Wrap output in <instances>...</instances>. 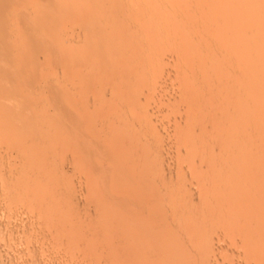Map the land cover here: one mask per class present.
Here are the masks:
<instances>
[{"label": "rangeland", "instance_id": "1", "mask_svg": "<svg viewBox=\"0 0 264 264\" xmlns=\"http://www.w3.org/2000/svg\"><path fill=\"white\" fill-rule=\"evenodd\" d=\"M2 12L4 13L1 14ZM0 14V18H3L0 20V64L4 60L3 62L7 63L8 66L12 65L11 68H8V66H5V64L2 63L0 68L3 71L1 66L4 65V67H7L5 69L6 71H8V69H13L17 72L19 71V73L22 71L20 74L18 73L19 76L15 75L18 76L17 80V77L13 75L14 71L11 73L13 77H10L11 79L7 77V75H11H9L11 71H8V74L3 73L5 71L2 72L3 75L6 74V77L2 74L0 76V138L5 139L4 136H6V134H12V140L11 138L8 139V137H6L7 141L6 139H3L4 141L2 140L4 144L0 139V168L2 169L1 166L4 164L1 162V159L5 161L4 158L8 156L6 154L7 151L9 153L8 149H10V146L15 145L17 147V144L25 145V143L28 142L29 144L27 143L25 146L29 149L33 148V151H38L34 152V154L38 153V156H35L37 157V160L39 158V161H41L39 164L42 165L39 166L38 163H34V168L32 170V174L30 175L32 177L28 176L29 178L27 179L26 176L23 177V179L26 178V180L29 181L28 183H30L27 184L29 186L28 188L32 187L31 189H33L32 194L30 193L29 195L30 198L31 196L35 199L41 198L42 196V198H44L41 203L35 202L28 209V213L30 215L28 218L20 220H16L11 217V215L15 212L14 210L20 207H17V204H15L16 208L14 209L12 203V205L10 204L7 207L6 205L1 204L2 202L0 198V264H128V251L125 250L126 247L128 250V223L130 221L127 206L128 197L125 198L126 195L128 196V193L126 195L124 194V196L122 195V199L121 197H116L118 199L115 198L120 202V206L122 205V201L124 203L125 200H127V202H125L126 205L123 204L124 207L122 205V209H119L120 206L119 204L117 205L119 202L116 203V200L114 199V201L110 199L107 201L103 200L109 196L105 198L99 190L96 188L93 189L94 186L90 185L92 182L88 184L89 181H91L88 177L82 176L79 165L80 157H78L80 156L78 153L79 151L77 149V151L75 150L73 144L69 147L67 143L71 144V142L69 140L67 141V135L64 134L66 133V129L62 126L65 121L63 119L65 116L63 113L65 109H62L65 107V101L67 103L71 100L70 102H73L72 104L74 106L75 103L78 106V102L90 94L88 88V90H82L80 87L78 88L79 82L77 79L79 78V74L74 76L69 75L68 79H71L72 77L71 80L66 79L67 75H65V72H69L74 69V66L77 65L76 62H80L79 58L81 53L79 52H81L83 46L81 45L82 42L80 43V41L76 39L79 37V35L76 36V34H79L80 31L82 32V27L84 28L83 30H88L90 33H93L94 29H100V33H102V35L99 36V40L102 42V45L99 48H115L118 51L117 55H119L120 59L125 60L131 56L130 58L133 59V62L135 64H139V68L144 67L147 69L146 72H143L144 74L142 73L143 75L141 78L142 81L144 79H148V82L151 84L148 83L146 89L141 87V89H139L138 87L139 103L140 105H144L142 115L145 116L143 120L145 122H143L142 125L145 129H152L153 131H151L156 135L154 136L156 138L155 140H159L158 147L160 148H157L155 155H152L151 159L154 160L155 163L158 162V164H161L160 166L158 164L156 165L158 168L161 167L160 170L162 173L165 172L167 174L177 176V174L181 175L180 172H187V169L185 170V167L187 168L186 157L183 150H181L183 148L181 146L177 148V140L181 139L184 141L185 135L181 133V135L183 134L182 136L179 134V137L176 136L175 138V128L182 123L181 117L184 118L181 113L182 102H184L187 98H193L195 96L192 101L195 103V101L201 100L203 97V94L200 93L191 97V92L194 87L197 86L195 88V91H197L198 87H201V85L198 84H201V82L204 84V81H206L205 78L207 79V76L203 75L205 77L204 78L203 76H200V74L202 75V72L204 73V70L208 67L209 68L206 69L207 73L209 71L212 73L213 66H215L213 70L215 72L218 71L219 74L223 72L225 77L223 78V73L220 75L218 74L217 77L214 75L217 73H212L211 75L209 72L208 74H210V77H208V82L210 80V83L215 84L212 81L214 80L215 82L217 81V84L219 83L218 85H220L224 80H226V78H231V75L233 74L232 77H236L238 79H235L233 84L240 82V87L244 84L245 85L244 87L242 86L241 88H237V91L235 87L228 90L230 92L227 94L231 98H226L227 103L222 110V112L224 111L222 114L227 111L225 113L226 115L224 114L225 117L223 116L222 120H219L217 119L218 117H216V120L218 121L214 120L215 118H211L212 122H218L220 124L224 123L227 124V126L232 127H228L230 130L227 128L228 132L226 129V137L236 136L240 132L241 134L238 136H247L249 131H253V133L255 132L258 138L257 148L253 147L254 152L250 151L249 148H245L246 153L244 151L245 154L242 155L245 156V158L249 156L245 159V162H258L259 172L264 175V0H0ZM101 15H103V17H101ZM25 16L27 17V20ZM35 17H37V19ZM27 21H30L33 24L30 22L28 24ZM97 22L100 25H96ZM214 24L217 27L215 29L213 28L215 27ZM28 26H31V29H29ZM209 26H211V28ZM91 28H94L93 31ZM204 30H211L210 32L212 34L210 33L209 35V32L207 31L203 32L204 36L207 35L208 38L206 37L205 43L203 41V49L199 53H197V51V57L195 56L194 58L191 56L194 53L193 49H190L193 46L188 44V39L193 40V38L201 36L202 31ZM129 37L131 41L136 40L142 45H140V47H130L131 41L128 40ZM70 38L73 40V43L71 42L72 40L68 41ZM94 39L96 38L92 37L90 41L91 45H87L89 47L87 48L86 46L84 49L86 52H92L90 50H94ZM96 40L98 41V39ZM44 43L45 46H43ZM208 44H213L212 46H214V48L212 49L217 51L216 52L214 50L217 55L212 51L208 52V50H212L211 48L206 49ZM217 45L218 48H216ZM1 47L5 51L2 50ZM69 48L71 52L73 51V61L74 56L77 55V53L79 55H77L78 57L76 56L75 62H73L72 66L71 63H69V60L67 61V57H69V55L66 52H68ZM222 50L224 51L222 52ZM34 51L36 53H33ZM226 52L229 55V60H227L228 55ZM130 53L131 55H129ZM220 53L226 55V57L222 56ZM9 54H11V56ZM22 54H25L26 58ZM133 54H135L134 57L136 59L133 57ZM202 54H204V57L206 58L208 56L209 58L214 59V61L209 59L212 62L210 63L208 59H203L204 57ZM207 54H211V57ZM12 56H15V58L13 57L14 60L17 59V64L14 63V60L11 61L12 64L8 63V61L13 59ZM22 56L23 58H21ZM37 58L39 62L37 61ZM193 58L198 60L203 59L202 63L204 64L208 61L206 66L202 67L203 70L201 68L202 72H200V70L196 71L195 74L198 76H195V74L191 75V61ZM223 59L224 61L227 60L225 64L222 62ZM231 59L236 60H233V64L234 67L237 66L234 69L237 71L233 70ZM29 60L32 61L30 62ZM138 60H140V62ZM204 60L206 61L204 62ZM218 61L220 66H225H222V69L226 68V66H228V69L223 71L218 69ZM228 61H231V64L228 63L230 65L227 64ZM19 63L20 65H18ZM22 63L24 64L23 66ZM235 63L237 64L236 66ZM14 64L20 67L15 66V68H13ZM135 64L134 68L131 67L132 71L133 69L138 68ZM67 66H71L69 69L72 70L67 71ZM229 67L231 70H229ZM127 69L122 71L123 78L121 81H128V76L131 75V70L129 71ZM232 70L233 72L231 73L230 71ZM157 71H159V75L157 74ZM224 71H229L228 74L230 73V76H228L227 72L225 74ZM236 72L238 74H236ZM207 73L205 71L206 75ZM118 74L121 75L120 72ZM118 74L114 73L109 76L113 79H117V76L119 78ZM235 74L237 76H234ZM27 76L29 78L31 77L30 80H28ZM193 76H195V78ZM212 76L214 77L212 78ZM220 76H222V78ZM238 76L240 77L238 78ZM199 77H201L200 80ZM219 77L221 80H219ZM12 79L15 80L12 81L13 84L9 81ZM243 81H247L248 83ZM8 84L12 85L10 86ZM7 87H9V89ZM16 87H18L16 89L17 93L15 91ZM155 87L159 91L160 95ZM127 89L120 91L115 90L118 92L116 95L114 91L116 96L115 99L117 100L118 97L120 99H124L125 96H123L124 93L122 92H125V95L126 93L128 94ZM150 89L152 91H150ZM234 89L235 91L232 92ZM7 90H10L11 94ZM240 90L243 91V93ZM154 93L156 95L158 93V99ZM189 94L190 97L188 96ZM200 95L202 96L200 97ZM237 95L240 96L237 97ZM150 96L155 97L152 98ZM147 99L151 100L149 102L147 101L148 104L145 102ZM237 99L240 100L236 102ZM75 100L78 101L75 102ZM233 101L236 102L235 105V102ZM240 101L241 103H239ZM232 105H234V108ZM211 108L216 109L215 106ZM211 108L210 110H212ZM236 108H240L241 111H238L239 109ZM233 111H235V113ZM236 112H240L237 113L239 116H236ZM231 113H234V118L233 116L231 117ZM227 117L230 119L228 120ZM145 125L148 127L146 128ZM233 126H236V128L234 129ZM232 129L236 130L237 134ZM237 129L239 130L237 131ZM227 133H233V135H229ZM13 136L17 137L18 140L13 138ZM169 136L171 137L168 140ZM187 139L188 137H186V140ZM160 140L164 141L161 142ZM172 141L173 143L176 142L177 146L175 144L173 145ZM168 142H171L172 144H168ZM160 145H162V147ZM254 145L255 143L252 146ZM40 149L43 150L41 151ZM158 149L160 151H158ZM116 158L120 159L122 157L119 155ZM130 158H134V154H130ZM127 159L128 157L126 160ZM228 159L230 160V164L239 162L236 157ZM75 165H77V167ZM6 168L7 167H5L4 170H6ZM38 168L42 170H38ZM1 169L0 173L4 171H1ZM3 174H0V176ZM43 175H45V177ZM187 176V173H184V175H181V177L184 178L181 179H185ZM45 178H47V180H45ZM126 179L125 181L127 184L125 182L124 183L125 187L128 188V183L131 184V181L133 182L134 176L130 175L129 178L127 176ZM44 181H47V183ZM108 183L110 184L111 180L108 179V181L105 182V184ZM90 187L92 189H89ZM189 187L190 186L182 188H184L185 191L189 189ZM113 190H115L114 192H117L116 190L118 189L115 188ZM98 192L101 196L96 194ZM179 193L177 194L179 195ZM180 194H183V191ZM97 198L98 200H95ZM195 198H198L197 195ZM109 201H113L112 203L115 202L114 205L116 204L117 207L111 206L112 203L110 204ZM103 202L104 204L107 203L109 206L106 204V206L104 205L105 207L98 205L100 203L103 204ZM36 204H39L41 207ZM44 207H46V209H44ZM109 207L110 210H108ZM103 208H105V210L107 209V212L105 210L104 212L102 210ZM99 209L101 213H99ZM183 211L181 214L189 212L184 209ZM204 211L206 214L207 212H210L209 210ZM31 212L32 215L30 214ZM103 212L105 213V216H103ZM199 212L200 211L197 210L198 215L202 216L203 214ZM205 212L203 213L205 214ZM100 214L102 216H99ZM198 215L196 216L198 217L196 218L198 220H195L197 223L194 222V225L196 226L197 224L199 229L202 227L201 229H203V231L205 230L207 232H211L210 235L213 234L212 232L221 231L220 229L217 231L216 227L215 231L212 228V231L211 229L208 231V229H206L209 227L207 222H203L201 218L200 220L203 224L200 223L199 225ZM96 216H99V218ZM205 223L207 225H205ZM182 230L183 229L180 231ZM7 232L14 233V236H9ZM213 244L217 245L218 243L214 241ZM111 245L114 246V248L112 247V250L114 249L113 251L110 249ZM105 247H107L108 253H106L107 251ZM108 248L111 250V254L109 253L110 250H108ZM117 248H122V250L120 249L119 252V249ZM100 251H103L104 254ZM114 251L115 253L113 254L112 252ZM123 252H125V255ZM116 253L119 255L117 256ZM105 254L110 255L107 257ZM221 254L223 256L220 255V258H218V264H225L224 262H227L226 257L228 255L227 253L225 254V251L221 252ZM116 257L118 258L116 259ZM223 257L224 260L222 261Z\"/></svg>", "mask_w": 264, "mask_h": 264}, {"label": "bare ground", "instance_id": "2", "mask_svg": "<svg viewBox=\"0 0 264 264\" xmlns=\"http://www.w3.org/2000/svg\"><path fill=\"white\" fill-rule=\"evenodd\" d=\"M58 3H59V1H58ZM39 11H40V8H39ZM19 12H21V11H19ZM3 13L4 12H2L1 14H3ZM1 14H0V16H1ZM5 14H7V13H5ZM182 16H184V15H182ZM71 17H72V15H71ZM94 17H96V16H94ZM101 17H103V15H101ZM35 18L37 19V17H35ZM104 18H105V16H104ZM1 19H3V18H0V20ZM26 20H27V17H26ZM22 21H23V19H22ZM29 22H28V24H29ZM34 22H36V21H34ZM31 24H33V23H31ZM98 24L99 23L97 22L96 25H98ZM28 27H29V29H31L30 28L31 26H28ZM207 27H206V29H207ZM209 27L211 28V26H209ZM94 28H95V26H94ZM213 28L214 29L217 28L216 25ZM83 29L84 28L82 27V29H81L82 32L80 31L79 34H76V36L79 35V37H77L76 39L79 40L80 43L82 42L81 45L83 46L81 49V52L77 51V52L81 53L80 58H79L80 62H76L77 65L74 66V69H73L74 71L72 69H69V67H71L73 65V62H75L76 56L78 55V53H77V55L74 56V61H73V56H72L73 51L71 52V50L69 48L68 52H66V53H68V55H69V57H67V61L69 60V63H71V66H69V67L67 66L68 68H66V69H67V71L68 70H72V71L65 72V75H67L66 79H68L69 75L74 76V75L79 74V78L77 79L79 82L78 88L80 87V89H82V90H85V89L88 90L89 89L88 91H90V94H89V96L87 95V97L82 98L78 102V106L76 105V103L74 106L72 104L73 102L72 103L70 102L71 100H69V101L67 100L68 101L67 103L65 101V107L62 108V109H65V111L63 112L65 114V116L63 118L65 120V121L63 120L65 126H64V124L62 126L65 127V129H66V131H65L66 133H64V134L67 135L66 136L68 138L67 141L69 140L71 142V144L67 143V141H66V143L69 145V147H70V145L72 146V144H73L75 150L77 149L79 151L78 153L80 156H78V157H80L79 165H80L82 176L88 177V179L91 180V181L88 180L89 181L88 184H90V182H92L90 185L94 186L93 189L96 188L97 190H99V192H101V194H103V196H105V198L109 196L108 198L103 199V200H106V201L109 199L110 200H113V199L116 200L120 197L122 199V195L124 196V194L126 195L128 193V196L126 195V197H125V198L128 197L127 198V200H128V204H127L128 216H130V221L128 223V250H127V247L125 249V247H124L125 245L123 246V248L126 251H128V254H127L128 255V264H218L219 263L218 258H220V255H222L221 252H224V251H225V254L227 253V255H228L227 257L224 256L227 258V262H224L225 264H264V175H262L263 173L259 172V163L258 162H253L252 160H251L252 162H249V161L245 162L246 161L245 159L248 158L249 156L245 158V156L242 155V154L246 153L245 148L246 149L249 148L250 151L254 152L253 149L255 147L257 148V146H258V142H257L258 138H257L255 132L253 133V131H249V134H247V136H238L239 134H241V132H240L236 136H228L227 135L228 137H226V135H225L226 129L228 127L230 128L231 126H227V124H224L222 122H221L222 124H220L218 122L213 123L212 119H211V118H213V119L215 118L214 120H216V117H218L217 119H219V120L223 119L224 114L227 112L226 111L224 114H222L224 112V111L222 112V110H223L224 106H226L225 104L227 103L226 98L227 97L229 99L231 98L228 95L229 94L228 92H230L228 90L229 89L231 90L232 87L233 88L235 87L236 91H237V88H241L242 86L244 87L245 84L242 85L241 87H240L241 84H239L240 82H238L237 84H233L235 79L238 80L236 77L235 78L232 77L233 74L231 75V78H229V79L226 78V80L223 81L224 83L222 82L220 85H218L219 83L217 84L216 83L217 81L215 82L214 80H212V81L216 85L212 84V83H210L211 82L210 80L208 82V79H209L208 77H210V74H208V73L209 72L211 73V71H209L207 73L206 69H208L209 67L204 70V73L202 72V70H203L202 67H205L206 63H208V61H206V60H204V62L206 61L205 64L202 63V60L206 58V57H204V54H202V56L204 57L203 59L198 60L200 56L198 57V59H194L196 56V52L198 51L197 53H199L203 49V41L205 43V40L207 37V35L204 36L203 32L207 31V32H209V35H210L211 30L210 31H208V30L202 31L203 35L201 34V36L193 38V40L188 39L189 40L188 44L193 46L190 49H193V52H194L193 55H191L192 57H194L191 61V63H192L191 64V75L195 74L196 71L200 70V72H202V75L200 74V76L205 75V76H207V79L203 76L206 81L203 80L204 84H202L203 82H201V84H198V85H201V87L199 86L200 88L198 87V90L196 89L197 91H195V88L197 86L194 87L192 85L194 87V89L192 90V92L190 91L192 93L191 97L195 94L200 93V94H203L204 98L202 97L201 100H198L196 98L198 101H195V103L192 102L193 98L195 96L193 98H187L186 97L187 99L186 100L184 99L185 101L183 100L184 102H182L181 113L184 116V118L181 117L183 119V120L181 119L182 123L179 125L180 127L178 126L177 128H175V130H176L175 135L173 133L175 138L179 134H180V136H182L183 134L185 135V138L183 136V138L185 139L184 141H182L181 139L177 140L178 146L176 145V142L173 143L174 140L172 141L173 145L175 144L177 146V148L179 146H181L183 148L181 150H183V153L186 157L187 168L185 167V170L187 169L186 170L187 172H185V171L180 172V174L184 175V173H187L188 176L185 179H181L184 177H181V175H178V174H177V176H175V175L167 174L165 172L162 173L160 170L161 167L158 168V166L156 165V164H158V162L155 163L154 160L151 159V156L155 155L157 148H160V147H158L159 140L158 141L155 140L156 138L154 136H156V135H155V133L152 132L153 131L152 129H151L152 131L149 128L145 129L142 125L143 122H145V121H143L145 116L142 115L144 105H140L139 93H138V87H139V89H141V88L146 89L148 83H150V82H148V79H144L142 81V78H141V76L144 74L143 72H146L147 69H145L144 67L139 68V64H135L133 62V59L130 58L131 56L129 57V55H131V53L128 55L129 58L124 60V59H120L119 55H117L118 51L115 48H109V49L99 48L102 45V42L99 40V36L102 35V33H100L101 32L100 29H97V30L94 29V31H93V29L91 28L93 33L92 32L90 33L88 30L85 31ZM87 29H89V28H87ZM90 34L92 35L93 38L98 39V41L96 39H94V50H90L92 52L87 51L88 52L87 53L86 50H84V49L86 48L87 45H89V46L91 45L90 41H91L92 37ZM142 34H144V33H142ZM128 36H129V34H128ZM67 37H68V35H67ZM7 39H9V38H7ZM71 40L72 39L70 38L68 41H71ZM128 40L131 41L130 37ZM211 40H212V38H211ZM71 42L73 43V40ZM208 42H210V41H208ZM7 44H9V43H7ZM213 44H215V43H213ZM213 44H208L206 49L214 48V46H212ZM130 45H131L130 47H132V46L140 47V45H142V44L135 40V41H131ZM4 46H6V45H4ZM43 46H45V43L43 44ZM89 46H87V48ZM128 46H129V44H128ZM188 47H190V46H188ZM27 48H28V46H27ZM216 48H218V45ZM1 49H2V47H1ZM31 49H33V48H31ZM2 50H4V49H2ZM13 50H15V49H13ZM78 50H80V49H78ZM214 50L215 49L208 50V52L212 51L214 54H216L214 52ZM223 51L224 50H222V52ZM48 52H49V50H48ZM33 53H36V52L34 51ZM132 53H134V52H132ZM220 54H222V53H220ZM2 55H4V54H2ZM9 55L11 56V54H9ZM22 55L25 56V58H26L25 54H22ZM207 55H210V57H211V54H207ZM227 55H228V53H227ZM15 56H12V58L13 57L15 58ZM23 56L21 58H23ZM134 56H135V54H133V57ZM137 56H139V55H137ZM222 56L226 57V55H223V54H222ZM216 57H218V56H216ZM14 58L12 60L8 61V63L12 64L11 61H13ZM206 59L209 60L212 58H209L207 56ZM16 60L17 59L14 60V63H16ZM126 60H128V61H126ZM212 60L214 61V59H212ZM227 60H229V55H228ZM227 60L224 61V59H223V61H222L223 64H225V62ZM233 60H232V64L234 63ZM3 61H2V63H4L5 66H8V64L3 62ZM29 61L31 62L32 60H29ZM37 61H38V58H37ZM55 61H56V59H55ZM67 61H66V63H67ZM138 61L140 62V60H138ZM234 61H236V60H234ZM209 62L212 63L210 60H209ZM230 62L228 61L227 64ZM136 63H137V61H136ZM16 64H14L13 68H15ZM134 64L137 65L138 68H135L132 71V68H134ZM217 64L219 65V61L217 62ZM230 64H228V65H230ZM18 65H20V63ZM23 65L24 64L22 63V66ZM236 65L237 64L235 63V66ZM222 66H224V65H222ZM222 66L219 65L217 68L221 69L222 71L225 69H228L227 68L228 66H226V68H224V69L221 68ZM1 67L3 68V71H5V72H3L0 68V70H1L0 76H1L2 72L8 74V71L9 72L11 71L9 73V75H10L14 71V73H13L14 76L15 75L19 76V74L22 72V71H20V73H19V71L17 72L16 70H13V69H11V70L8 69V71H6L5 69L7 67H4V65ZM11 67H12V65L8 66V68H11ZM18 67H20V66H18ZM127 67H128V69H127ZM214 67L215 66H213V69H214ZM236 67H234V64H233V70ZM201 68H202V70H201ZM211 68H212V66H211ZM18 69L21 70L20 68H18ZM125 69H127L129 71L131 70V72H130L131 75L128 74L129 75L128 81L127 80L121 81L123 78L122 77V71H124ZM213 69H212V73H217L214 75L218 77V74H219L218 71L215 72ZM229 70H231L230 67H229ZM233 70L230 72L232 73ZM15 71L17 72V74ZM28 71H29V69H28ZM159 71H157L158 75H159V73H158ZM205 71H206L207 75L205 74ZM234 71H237V70H234ZM116 72H118V73L120 72L121 75H119ZM226 72L228 74L229 71H226ZM226 72H225V74H226ZM114 73L118 74L119 78H118V76H117V79L111 78L110 77L111 74H114ZM212 73H211V75H212ZM222 73H220V74H222ZM229 74H228V76H230ZM236 74H238V73L236 72ZM236 74L234 76H237ZM24 75H26V74H24ZM160 75H161V73H160ZM196 75L197 74H195V76ZM3 76L6 77V74H4ZM18 76H15V77H17L16 80L18 79ZM36 76H35V79H36ZM195 76H193V77L195 78ZM240 76H238V78ZM5 77H3V78H5ZM7 77L13 78L12 74L10 76L7 75ZM31 77H32V75H31ZM213 77L214 76H212V78ZM220 77L222 78V76H220ZM224 77L225 76L223 73V78ZM30 78L28 77V80H30ZM200 78L201 77H199V80H200ZM221 78L219 80H221ZM243 78H244V76H243ZM39 79H40V77H39ZM71 79H72V77H71ZM71 79L69 78L68 80H71ZM75 80H73V81H75ZM231 80H232V82H231ZM7 81H8V79H7ZM9 81H11V83H12V81H15V80L12 79ZM75 82L78 83L77 81H75ZM243 82H247V81H243ZM12 84H8V85L11 86ZM16 84H17V82H16ZM8 85H6V86H8ZM196 85H197V82H196ZM6 86H5V88H6ZM127 87H128V89H127ZM158 87H159V85H158ZM7 88L9 89V87H7ZM17 88L18 87L15 88L16 93H17V90H16ZM159 88L161 89V87H159ZM125 89H127V91H128V94L126 93V95H125V92H122V93H124L123 96H125V98L123 97L124 99H122V98L120 99L118 97V99L116 100L115 99L116 96L114 94V91L115 90L120 91V90H125ZM11 90H13V89H11ZM156 90H157V88H156ZM150 91H152V90L150 89ZM157 91H155V92H157ZM233 91H235V89L232 90V92ZM238 91H239V89H238ZM8 92H10V90ZM148 92H149V89H148ZM241 92L243 93V91H241ZM13 93H14V91H13ZM115 93L117 95L118 92L115 91ZM150 93H152V92H150ZM158 93H159V91H158ZM158 93H157V95H158ZM10 94H11V92H10ZM113 94H114V96H113ZM237 94H239V93H237ZM110 95H112V96H110ZM157 95H156V98H157ZM159 95H160V93H159ZM159 95H158V98H159ZM188 96L190 97V94ZM201 96L202 95H200V97ZM238 96H240V95H237V97ZM8 97H9V95H8ZM150 97H152V96H150ZM153 97H155V96H153ZM237 97H235V98H237ZM13 98H15V97H13ZM239 100L237 99L236 102H238ZM77 101L75 100V102H77ZM147 101L149 102L151 100L147 99L145 102L147 103ZM231 101H229V102H231ZM241 101H242V99H241ZM241 101L239 103H241ZM233 102H235V101H233ZM236 102L234 103V105L236 104ZM66 104H67V106H66ZM147 104H145V105H147ZM234 105H232L233 108H234ZM237 105H238V103H237ZM237 105H236V107H237ZM11 106H12V104H11ZM213 106H215L216 109L211 108ZM210 108L212 110H210ZM236 109H239L238 111H241L240 108H236ZM233 112L235 113V111H233ZM234 113H231L232 114L231 117L233 116ZM237 113H240V112H236V116H239V115H237ZM227 118H228V120L230 119L229 117H227ZM233 118H234V116H233ZM228 120H227V122H228ZM216 121H218V120H216ZM136 124H137V126H136ZM228 124L230 125L229 122H228ZM232 125H233V122H232ZM236 125H238V124H236ZM147 127L148 126H146V128ZM183 127H184V130H183ZM233 128L235 129L236 126H233ZM239 128H242V127H239ZM228 129H227V132H228ZM238 130L239 129H237V131ZM233 131L236 132V130H233ZM17 132H19V131H17ZM34 132H36V131H34ZM181 133H183V134L181 135ZM9 134H6V136H4L5 139H6V137H8V139L11 138L12 134L11 135H9ZM227 134L233 135V133H227ZM236 134H237V132H236ZM3 135H5V134H3ZM174 136H173V139H174ZM170 137L171 136L168 137V140ZM186 137H188L187 140H186ZM13 138L17 139V137H14V136H13ZM0 139L2 141L4 138L3 139L0 138ZM11 140H12V138H11ZM11 140H9V141H11ZM42 140H43V138H42ZM6 141H7V139H6ZM44 141H46V140H44ZM163 141H161V142H163ZM5 143H7V142H5ZM27 143H25V145ZM170 143L171 142H168V144H170ZM254 143H255V145L252 146ZM3 144H4V142H3ZM25 145L24 144L23 145L17 144V147L15 145L10 146V149H8L9 153L7 151V154H6L8 156L4 158L5 161L3 159H1V162L4 163L5 167H7V168H6V170H4L5 169L4 164L1 163L2 169L1 168L0 169H1V171L2 170H4V171L0 174H3V173L4 174L2 176H0V198H1V202H2V203L1 202L0 203L6 205L7 207H8V205H10L12 203L14 206V209L16 208L15 204H17V207H20V208H17L16 210H14L15 211V212L13 211L14 214L11 215V217L15 218L16 220L28 218L30 216L28 213V209L33 205V203H35V202L41 203L44 200V198H42L43 196L42 197L40 196L41 198H37V199H35L33 196H31V198H30V196H29L30 193L32 194L33 189H31L32 187L28 188L29 186L27 184H30V183H28L29 181H27L26 178L28 179L29 178L28 176H30L32 174V170L34 168V163H38L39 166L42 164H39V162L41 163V161H39V158L37 160V157L35 156L38 153L34 154V152H38V151H33V148L29 149ZM160 146L162 147V145H160ZM34 147H36V146H34ZM180 148H179V150H180ZM34 149H36V148H34ZM158 151H160V150L158 149ZM161 151H162V148H161ZM244 151H245V153H244ZM252 152H250V153H252ZM130 154H134V158H130ZM119 155L122 158L117 159L116 157ZM40 156H41V154H40ZM127 157H128V159L126 160ZM226 157H227V159H226ZM235 157L237 158V160H239V162L235 163V164H230V160L228 158L232 159ZM2 158H3V155H2ZM250 159H251V157H250ZM35 161H37V162H35ZM43 163H45V162H43ZM7 164L9 165V167ZM77 165H75V166L77 167ZM79 165H78V167H79ZM158 165L160 166L161 164H158ZM75 166H74V168H75ZM260 166H261V164H260ZM43 167H45V166H43ZM40 168H42V167H40ZM38 170H42V169L38 168ZM130 175H133L134 179H133V182L131 181V184L128 183V188H126L125 187V183H126L125 179L127 178V176L129 178ZM43 176L45 177V175H43ZM19 177H20V179H23V177H26V178L23 180H20ZM30 177H32V176H30ZM108 179L111 180V183L105 184V182L108 181ZM24 180H26V181H24ZM45 180H47V178H45ZM45 183H47V181ZM181 186L185 187V188L188 186H190V187H189V189L184 191V188H182ZM115 188L118 189V190H116L117 192H114L115 190H113V189H115ZM35 189H36V187H35ZM89 189H92V188L90 187ZM180 190H181V192L183 191V194H180L181 193ZM92 191H96V190H92ZM92 191H89V192H92ZM99 192L96 194L101 196V194H99ZM177 193H179V195ZM196 195L198 197L197 199L195 198ZM100 196H98V197H100ZM116 197H118V198H116ZM95 200H98V198ZM123 200H125V199H123ZM127 200H125V202H127ZM112 202H110V204ZM117 202H119V201L116 200V203ZM125 202L123 203V201H122L121 204L126 205ZM114 203H112L111 206L117 207L116 204L114 205ZM95 204H96V202H95ZM105 204L107 206H109L107 203H105ZM105 204L103 202V204L100 203L98 205L105 207L106 206ZM118 204L120 206V202L117 203V205ZM43 205H44V203H43ZM122 205L119 207V209H122L121 208ZM46 207H44V209H46ZM123 207H124V205H123ZM10 208H11V206H10ZM97 208H99V207H97ZM111 209H112V207H111ZM183 209L185 211L187 210L189 212L186 214H181ZM102 210L104 211L105 208H103ZM108 210H110V207ZM113 210H111V211H113ZM197 210L200 211L201 214H203V215L202 216L198 215ZM204 210H209L210 212H207V214H206V212ZM179 211H181V212H179ZM32 212L30 213L31 215H32ZM104 212H103V214H104L103 216H105ZM203 212H205V214ZM7 213H8V211H7ZM99 213H101L100 209H99ZM183 213H184V211H183ZM96 215H98V214H96ZM197 215L199 216V222H198L199 225H200V223L203 224V222L206 221L208 226H209V227L207 226L208 228H206V229H208V231H210L209 229H211V228L215 231L216 230L215 227L217 228V231H218V229H220L221 231L220 232H212L213 234L210 235L211 232H207L205 230L203 231V229H201L202 227H200V229H199L197 224H196V226L194 225L195 223H197V222H195V220L196 221L198 220V219H196V218H198V217H196ZM99 216H102V215L100 214ZM99 216L98 217L96 216V217L99 218ZM200 218L203 220V222L200 220ZM207 224L205 223V225H207ZM181 229H183V230L180 231ZM212 229H211V231H212ZM7 233L9 236L10 235L14 236V233H12V232H10V233L7 232ZM214 241H216L218 244H220V243H222V244H220V245L217 244L218 245L217 246V245L213 244ZM112 247L114 248V246L111 245V248H110L111 250H112ZM105 248L107 251V247H105ZM110 249L108 248V250H110ZM117 249H119V248H117ZM120 249L122 250V248H120ZM120 249H119V252H120ZM111 250L109 251V253L111 252ZM218 251L220 252V254ZM100 252L103 253V251H100ZM104 252H105V250H104ZM117 252H118V250H117ZM215 252H218V253H215ZM106 253H108V251ZM112 253L114 254L115 251ZM123 253L125 255V252H123ZM109 255L107 254L106 256L108 257ZM118 255L119 254H117V256ZM112 257H113V255H112ZM224 257H223L222 261L224 260ZM117 258L118 257H116V259Z\"/></svg>", "mask_w": 264, "mask_h": 264}]
</instances>
